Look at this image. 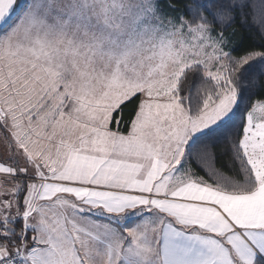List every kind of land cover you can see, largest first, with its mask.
<instances>
[{"label":"snow or ice","instance_id":"obj_1","mask_svg":"<svg viewBox=\"0 0 264 264\" xmlns=\"http://www.w3.org/2000/svg\"><path fill=\"white\" fill-rule=\"evenodd\" d=\"M0 174V264H264V0H0Z\"/></svg>","mask_w":264,"mask_h":264},{"label":"rangeland","instance_id":"obj_2","mask_svg":"<svg viewBox=\"0 0 264 264\" xmlns=\"http://www.w3.org/2000/svg\"><path fill=\"white\" fill-rule=\"evenodd\" d=\"M7 179L8 178L4 174H0V182H5V181H7Z\"/></svg>","mask_w":264,"mask_h":264},{"label":"trees","instance_id":"obj_3","mask_svg":"<svg viewBox=\"0 0 264 264\" xmlns=\"http://www.w3.org/2000/svg\"><path fill=\"white\" fill-rule=\"evenodd\" d=\"M257 42H259V41L257 40Z\"/></svg>","mask_w":264,"mask_h":264}]
</instances>
